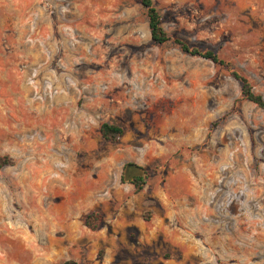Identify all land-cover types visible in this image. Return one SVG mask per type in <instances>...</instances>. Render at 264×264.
Masks as SVG:
<instances>
[{
	"label": "rangeland",
	"instance_id": "374dc122",
	"mask_svg": "<svg viewBox=\"0 0 264 264\" xmlns=\"http://www.w3.org/2000/svg\"><path fill=\"white\" fill-rule=\"evenodd\" d=\"M153 2L0 0V264H264V0Z\"/></svg>",
	"mask_w": 264,
	"mask_h": 264
},
{
	"label": "trees",
	"instance_id": "16d2710c",
	"mask_svg": "<svg viewBox=\"0 0 264 264\" xmlns=\"http://www.w3.org/2000/svg\"><path fill=\"white\" fill-rule=\"evenodd\" d=\"M142 4L145 7L148 16V25L152 40L160 44L171 40V36L168 34L162 24V16L160 14V11L154 4L153 0H142ZM174 41L185 52L203 56L215 63L225 64V60L220 58V56L213 50H201L196 46H191L186 41L178 37H175ZM232 75L241 83L242 96L264 109V97L253 90V86L248 78L237 71H232ZM100 131L102 136L107 140H114V137L117 134H122L123 132L120 126L109 122L102 123ZM10 163L11 160L8 156H0V167H3ZM131 165L133 164L128 163L126 166L128 167ZM122 179H124L123 175ZM131 182L135 185L137 190H140L145 184V178L143 175L135 174ZM100 217L101 215L98 212L89 213L85 218V223L91 229H97L100 224Z\"/></svg>",
	"mask_w": 264,
	"mask_h": 264
}]
</instances>
